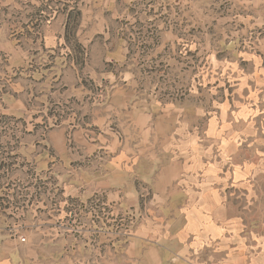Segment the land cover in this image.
<instances>
[{"label": "rangeland", "instance_id": "1", "mask_svg": "<svg viewBox=\"0 0 264 264\" xmlns=\"http://www.w3.org/2000/svg\"><path fill=\"white\" fill-rule=\"evenodd\" d=\"M262 113L264 0H0V261L153 264L170 234L176 264L204 190L251 230L264 201L208 169Z\"/></svg>", "mask_w": 264, "mask_h": 264}, {"label": "crops", "instance_id": "2", "mask_svg": "<svg viewBox=\"0 0 264 264\" xmlns=\"http://www.w3.org/2000/svg\"><path fill=\"white\" fill-rule=\"evenodd\" d=\"M259 117L264 118V113ZM263 128L264 125L255 131H236L231 140L224 142L226 151L228 149L232 157H236L238 148L235 139H252L251 155L243 164H234L229 176L225 178H217L214 167L208 169L211 189L229 187L230 191L242 193L250 201H264V183L261 185L264 181V156H260L264 155ZM214 191L204 190L199 204L192 203L187 208L186 225L174 233L177 244L184 247L175 259L176 264H264V206L261 209L259 205L256 214L253 211L258 216V224L251 230L245 229L242 219L230 213L223 204V194ZM193 217L200 218L195 227L189 224ZM165 233H170V229ZM167 237L166 240L153 244L154 247L150 249V253L155 256L153 264H167V256L172 255L168 247L171 244L170 234ZM169 260L174 262L173 258ZM0 264L7 263L0 261Z\"/></svg>", "mask_w": 264, "mask_h": 264}, {"label": "built area", "instance_id": "3", "mask_svg": "<svg viewBox=\"0 0 264 264\" xmlns=\"http://www.w3.org/2000/svg\"><path fill=\"white\" fill-rule=\"evenodd\" d=\"M23 242H25V239H22Z\"/></svg>", "mask_w": 264, "mask_h": 264}]
</instances>
